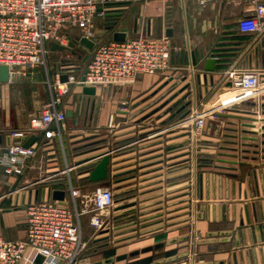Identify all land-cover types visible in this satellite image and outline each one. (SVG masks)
Instances as JSON below:
<instances>
[{
	"label": "crops",
	"instance_id": "obj_1",
	"mask_svg": "<svg viewBox=\"0 0 264 264\" xmlns=\"http://www.w3.org/2000/svg\"><path fill=\"white\" fill-rule=\"evenodd\" d=\"M250 11L252 5L247 0H212L204 5L196 0H134L118 5L113 11V29L124 27L126 39L168 36L174 47L170 68L165 73L139 74L131 84L94 86V93H84L83 86L72 85L59 105L66 113L61 124L62 143L57 138H46L42 130H34L30 125L31 118L40 113L50 96L41 66L16 71L8 81L0 82V147L13 142L12 131L27 137L36 134L30 144L35 153L25 160L20 172L6 173L0 163V236L8 240L26 237L25 204L28 202L54 199L55 190H63V199H69L60 173L66 162L75 165L71 171L73 183L82 193H91L99 182L87 179L88 169L94 166L88 158L108 151L110 160L103 183L111 186L116 195L114 205L106 211L111 234L113 239L136 234L140 238L136 240L134 236L117 242L123 249L115 255L171 237L192 236L196 202L197 211L204 214L196 222L198 237H206L210 230L232 231L229 241L197 245L196 261L222 260V264H235V249L238 264H254V247L258 264H264V144L260 143L264 140L261 136L264 93L236 105H222L230 92L228 70L254 67L264 71V30L242 32L237 25L238 19ZM106 24L103 18L95 19V30L105 29ZM68 32L72 38L81 37L77 27H71ZM97 36L99 42L113 40L112 30ZM47 47L51 77L63 61L73 60L81 70L85 68L77 47L52 49L50 43ZM209 59H213L212 65L207 64ZM176 83V90L189 84L172 100H180L172 111L185 105L183 110L171 118V112L160 114L159 111L143 119L147 110ZM145 97L150 100L135 103ZM128 101L135 104L128 108ZM149 103L154 104L147 107ZM193 107L209 113L197 138L196 163L194 138L188 133L185 118L179 119ZM243 129L258 131V134ZM245 135L257 137L259 141L242 139ZM53 175L56 176L50 177ZM133 202H137V218L120 224L136 220L137 223L116 228L120 225L116 221L121 211L118 207ZM146 217L150 218L140 221ZM166 228L170 230L166 232ZM82 229L87 241L89 232L95 231L90 214L83 215ZM145 230L153 231L141 235ZM122 231L125 232L116 235ZM236 232L243 258L235 245ZM95 233V242H102L97 240L101 236L99 231ZM144 236L147 238L141 239ZM191 242L192 238L178 241L126 259L133 262L157 254L152 260L141 261L147 264L169 255L191 252ZM33 252L28 249L24 264H60L43 257L37 262ZM190 263L188 257L173 264Z\"/></svg>",
	"mask_w": 264,
	"mask_h": 264
},
{
	"label": "built area",
	"instance_id": "obj_2",
	"mask_svg": "<svg viewBox=\"0 0 264 264\" xmlns=\"http://www.w3.org/2000/svg\"><path fill=\"white\" fill-rule=\"evenodd\" d=\"M134 0H0V64L9 67L10 76L16 71L41 66L46 75L49 99L40 113L31 118V128L42 130L48 139L57 138L62 143L61 124L66 118L59 105L72 85L108 86L126 85L135 81L139 74L165 73L170 68L173 45L166 35L138 36L122 41L99 42L95 19L106 22L114 17L118 5ZM204 5L212 0H196ZM252 11L242 15L237 25L242 32L264 30V0H247ZM77 27L81 36L95 40L89 51L79 49L86 66L81 70L73 60L63 61L54 77L47 64L48 43L68 45L71 39L68 29ZM87 57V58H86ZM264 71L254 67L232 68L227 71L229 94L224 106L246 101L264 93ZM62 74L67 75L61 80ZM209 113L193 107L184 117L189 133L194 138L195 163L197 138ZM12 131L13 142L0 147V163L6 173L20 172L25 160L35 153L32 146H24L20 136ZM75 165L65 163L61 174L69 192V199L43 198L25 204L26 237L8 240L0 236V264H21L28 249H39L60 264H76L86 241L83 237L82 217L90 214L95 231L108 225L106 211L115 202L111 186L100 181L94 190L84 194L73 183L71 171ZM56 175L50 176L55 177ZM191 264V263H190Z\"/></svg>",
	"mask_w": 264,
	"mask_h": 264
},
{
	"label": "water",
	"instance_id": "obj_3",
	"mask_svg": "<svg viewBox=\"0 0 264 264\" xmlns=\"http://www.w3.org/2000/svg\"><path fill=\"white\" fill-rule=\"evenodd\" d=\"M106 27L103 30L97 29L96 30V34L99 36H103L105 35L106 31H110L112 30V38L113 40H117V41H122L126 39V34H125V28H121L120 30H115L114 28V21L113 20H109L106 22ZM96 40V39H95ZM95 40L89 39L85 36H81L79 38H73L70 40V42L68 43V45H62V44H58L56 42H50L51 48L52 49H59V50H67V49H71L74 47H78L80 49L89 51L90 49H93L95 46ZM213 63V59H209L207 61V64L212 65ZM10 78V71H9V67L5 64H0V82H5L8 81ZM61 80H66L67 79V75L66 74H62L60 76ZM230 84V82H229ZM177 85L174 84L172 85V87H170L168 89V91H170L171 89H173L175 86ZM189 84H186L185 86H183L182 89H185L188 87ZM84 93H94L95 92V87L94 86H84L83 88ZM151 105H147V107H149ZM147 107H144L143 109H146ZM185 107V105L179 107L174 113H172L170 115L169 118L173 117L175 114L179 113L181 110H183V108ZM142 109V110H143ZM170 110L168 109L166 112H169ZM156 112V110H153L151 113L146 114L144 118H146L147 116H149L150 114ZM188 110L185 111L184 113H182L179 117V119H182L183 117H185L188 114ZM262 121H264V119H262ZM245 125L248 126H254L253 123H245ZM261 129H264V125L261 126ZM244 132H249L252 134H258V131H254V130H248V129H243ZM189 133V132H188ZM261 136L264 137V132L261 133ZM245 138L248 139H258L257 137L251 136V135H245L243 136ZM20 139L24 142V146H30V144L34 141V139H36V134H32L29 137H27L26 134H23L20 136ZM262 144H264V140H262ZM89 160L91 159L92 161L90 162V164H94V166L90 169H88V176L87 179L91 182H100V181H104L107 177V167H108V163L110 160V157L108 155V151H103V152H99L96 153L94 155H92L91 157L88 158ZM52 197L54 199H60L62 200L64 197V191L63 190H55L52 194ZM123 200V199H120ZM161 202V201H159ZM136 203L137 202H133V203H124L123 205H120L118 208L121 209V211L117 214L119 217L116 220L117 222H122L124 220H128V219H132L135 218L136 216H138L137 210L138 207H136ZM172 204V203H171ZM196 202L193 204L194 205V211H193V235L191 236V234H185V235H181L178 237H171L169 239H167L166 241H161L158 243H155L153 245H147L145 247H142L140 249H134L132 251L124 252L118 255H112V256H107L101 260H97L91 264H113L115 261H120L123 259H126L128 257H133L136 255H139L140 253H146L149 251H152L154 249H158V248H163L165 245H170V244H174L177 243L178 241H183V240H187L192 238V251H184V252H180L177 254H173V255H169L167 257H165L164 259H159L156 261H153L151 263H147V264H173L181 259L184 258H190L191 259V264H222L223 261L222 260H216V261H206V262H202V261H196V255H198V253H196L195 248L197 245H201V244H206V243H217V242H224V241H229L230 240V236L232 234L231 230H220V231H216V230H210L207 231L206 233V237H198L197 236V220L198 219H202L204 217V214L201 210L197 211L196 209ZM169 205V204H168ZM126 208V209H124ZM171 211V210H170ZM215 211V210H214ZM169 212V211H168ZM209 214V213H208ZM155 216V215H154ZM137 218V217H136ZM150 217H146L143 219H140V221L146 220ZM168 219L171 217H167ZM256 218V217H255ZM214 219H216V217H214ZM247 221L250 222L249 217L247 216ZM132 222V223H131ZM130 223H121L120 225H118L116 228H121L123 226H127L129 224H133V223H137L136 221H131ZM139 222V221H138ZM149 224V223H148ZM240 224H244V221L241 220ZM141 227H144V225H141ZM259 227V226H257ZM170 229L166 228V232H168ZM264 230V228H263ZM153 230H145L142 231V233H140L141 235H145L148 234L150 232H152ZM125 231L116 233V235L121 234ZM112 233V229L110 227H106L104 229H101L99 231V234L101 235L100 237L97 238V240H108L111 236ZM113 234V233H112ZM249 234H250V241H253V237H252V230L249 227ZM115 235V234H114ZM218 235H220V237H218ZM136 235H130L128 237H121L118 239H113L112 240L114 242H119L121 240L130 238V237H134ZM142 239H146L147 237H141ZM140 239V238H139ZM244 241H246V237L244 235ZM103 244H108L107 241H104ZM235 245L236 247L239 248V255L240 258H243V253H242V248L240 245V237H239V233L236 232V239H235ZM260 251L263 252V248H260ZM252 254L254 256V264H258L257 259H256V251L255 248L252 247ZM246 255L247 257H249V249L248 247L246 248ZM42 259L41 256H38L37 258V262H39ZM233 259H234V263H237V253L234 249L233 251ZM243 264V263H242ZM248 264H250V262H248Z\"/></svg>",
	"mask_w": 264,
	"mask_h": 264
},
{
	"label": "rangeland",
	"instance_id": "obj_4",
	"mask_svg": "<svg viewBox=\"0 0 264 264\" xmlns=\"http://www.w3.org/2000/svg\"><path fill=\"white\" fill-rule=\"evenodd\" d=\"M83 57V61H82V64L85 65L86 64V59L84 58V55L82 56ZM57 57H55L54 59H56ZM87 58V57H86ZM183 88V87H182ZM178 89L176 90V88H173L172 90L168 91L167 93H165L162 98H160L157 102H155L154 106H152L150 109L147 110V114L148 113H151L153 110H156V113L160 111V114H164V113H173L175 112L176 110L172 111V109L179 103L180 100L178 101H172L174 97L178 96L179 94H181V92H184V89ZM165 91V89L163 90ZM154 93L151 92L148 94V96H152ZM184 94V93H183ZM185 96V95H184ZM183 96V97H184ZM158 97V96H157ZM150 100L148 97H145V98H142L138 101H136L135 103L138 104L140 102H143V101H148ZM153 101V100H152ZM135 103H132V101H128V105L127 107L130 108V106H132V104H135ZM152 103H149L148 105H150ZM152 104V105H153ZM236 105V104H235ZM179 108V107H178ZM170 110L169 112H166L167 110ZM170 114V113H169ZM263 137V136H262ZM238 138V137H237ZM242 139H248V138H245L243 137ZM249 140H254V139H249ZM258 140V139H257ZM243 141V140H242ZM259 141V140H258ZM260 143L262 144V140H260ZM242 144H248V145H255L253 143H248V142H242ZM259 145V144H258ZM259 147V146H258ZM203 234V233H202ZM96 235L95 231H90L89 232V236L86 237V246L80 256V258L77 260L76 264H91L97 260H100L102 258H105L107 256H112V255H115V252L118 251V250H121L123 249L121 245L117 246L118 244H116V242H114L112 240V234L108 240H102V242H95L96 240L94 239V236ZM141 236V235H140ZM136 240L139 239V234H136ZM142 239V238H141ZM104 241H107L108 244H103ZM31 251H34L33 252V256L34 257H38V256H41L43 257L44 259L47 258V259H52L51 257L48 258V256L46 255V253L44 251H41L39 249H30ZM27 254V253H26ZM155 255L157 254H154L152 253L151 255L149 256H146L144 259L142 260H136V261H133V262H128V260H123V261H116L114 262L113 264H141V261H146V260H152V257H154ZM164 259V258H163ZM24 260V259H23ZM23 260L21 262V264H24L23 263ZM54 260V259H53ZM151 263V262H150Z\"/></svg>",
	"mask_w": 264,
	"mask_h": 264
}]
</instances>
